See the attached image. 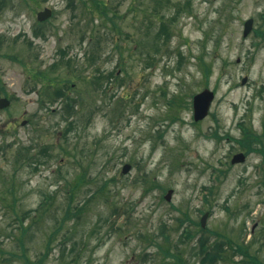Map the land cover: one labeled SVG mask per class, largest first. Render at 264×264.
Listing matches in <instances>:
<instances>
[{"label":"rangeland","instance_id":"1","mask_svg":"<svg viewBox=\"0 0 264 264\" xmlns=\"http://www.w3.org/2000/svg\"><path fill=\"white\" fill-rule=\"evenodd\" d=\"M84 1L89 2L9 0L0 13V35L7 39L2 53L9 54V58L0 57V78L11 100L8 108L0 110V193L9 195L14 181L18 208L23 210L39 208L43 193H58L42 230L28 240L31 257L44 250L51 226L63 215L66 184L87 170V179L92 181L80 186L77 202L84 203L107 181L110 193L94 198L78 224L70 221L65 227L63 232L72 236L67 261L79 254L76 264H175L172 257L156 256L160 249L144 237L167 247L162 224L170 227L172 252L180 253L187 264H202L200 238L213 243L216 233L238 243L245 239V245L253 242L251 252L264 259L262 156L250 153L244 163L231 164L233 156L242 152L237 139L242 137L243 124L258 133L264 131V38L255 31L264 30V0H191V11L184 10L170 21L173 37L169 44L174 52L169 56L164 49L153 66L151 37L160 18L153 17L156 26L149 30L141 12L146 1L153 13V0H103L114 11L110 17L94 19ZM46 7L53 11L44 25L46 37L36 38L37 13ZM163 13L169 19L177 14L174 6H163ZM250 18L254 27L244 38V23ZM113 21L120 29L114 28ZM28 40L37 59L29 58ZM137 41L145 42L144 46ZM61 49H66L76 66L71 95L77 98V92H82L81 106L87 111L77 106L80 111L70 118L63 117L62 101L47 100L41 82L35 83L30 71L32 67L49 71L50 65L61 61ZM177 49L186 58L182 66L177 65ZM93 52L94 64L89 63ZM201 54L212 66L209 79L200 66ZM64 66L59 71L62 77L68 74ZM99 74L103 88L90 84ZM205 87L216 98L208 118L196 124L192 98ZM173 95L185 99L182 106L170 107L168 99ZM71 120L75 128L64 135ZM23 121L27 123L22 125ZM33 141L36 150L48 145L54 156L38 165V170L35 164L15 159L19 145ZM127 164L131 169L123 174ZM210 188L213 192L208 195L205 190ZM169 190L173 192L167 200ZM115 205L117 214L113 213ZM206 212L210 213L203 229L207 231L201 232L197 223ZM187 217L194 222L179 228V220ZM15 225L13 212L0 206V249L4 251L0 264H21L8 262L9 253L17 250L10 235ZM185 227L196 236L183 242ZM74 242L76 253L71 255ZM58 255L56 249L46 264H60Z\"/></svg>","mask_w":264,"mask_h":264},{"label":"trees","instance_id":"2","mask_svg":"<svg viewBox=\"0 0 264 264\" xmlns=\"http://www.w3.org/2000/svg\"><path fill=\"white\" fill-rule=\"evenodd\" d=\"M9 0H0V13L3 11L4 7L8 4ZM47 1V0H43ZM154 4L156 6L153 7V13L149 10V5L146 1L144 2L145 7L141 8L142 12V18L146 22L147 26L149 27V30L155 29L156 26L155 21L153 20L154 16H159L160 23L158 30L153 33L152 39V66L155 65V61L157 59L158 54H162L164 52H167L169 56L172 55L174 52L171 49L170 41L173 37V32L170 27V21H175L179 14H181L184 10L191 11V0L185 1V3L181 2H174L173 0H153ZM40 2V1H39ZM85 6L89 12V15L93 17H102L107 16L110 17V12H113L114 9H110L108 5L106 4V1L103 0H89L84 1ZM169 8L171 6L175 7V13L174 16H170L169 19L167 17V12L162 14V9ZM139 11V10H138ZM114 28L120 29L119 25L114 22ZM45 23H39L37 27L33 29L34 36L37 37H46V32L44 29ZM121 32V31H120ZM151 33H148V35ZM259 36L264 38V30H261L259 33ZM4 42H7L6 37L3 35H0V57L7 56L8 53H2V50L6 45H4ZM16 43V40L13 41ZM138 45L144 46L145 42L137 41ZM28 47H30V55L29 58H38V55L33 52L32 47V41L28 40ZM33 52V54H32ZM179 58L177 60V65L182 66L186 60L184 57V54L182 51L177 49ZM32 55V57H31ZM67 51L66 49L60 50V56L61 61L54 62L50 67L47 69L49 71L40 70L37 67L30 68L31 73H33L34 82L35 80L42 84V94H45L48 101L52 103H56L59 101H62V113L63 117L70 118L73 115L78 114L77 106L81 107V110L83 109L85 112H87L81 105L82 102H84V97L82 92H77L76 95L77 98L73 97L71 95V91L73 89L72 86V78L76 74V66L73 64V60L69 59L67 57ZM12 58H15V60H19L24 64V66L27 65V63L23 60L18 59L17 56H11ZM9 58V57H8ZM200 66L203 69L205 78L209 79V77L212 74V66L211 64H207L205 61V57L201 54L199 57ZM97 56L93 52V55L89 58V63L92 62L93 64L96 62ZM66 65V69H68V74L66 77H62L59 74V71L63 69ZM115 76L114 73H111V77ZM81 76H78V79H80ZM102 75H96L94 79L90 81V84L94 87L98 88L104 87L100 81L102 80ZM86 78H84V81L86 82ZM36 83V82H35ZM89 84V83H88ZM89 84V85H90ZM106 84V83H105ZM90 85V86H91ZM106 86V85H105ZM4 95L8 97V93L5 91V86L2 83V79L0 78V97ZM79 99V100H77ZM46 100V102H47ZM183 97L179 95H173L170 99H168V103L170 104V107H178L182 106L184 103ZM45 103V101H43ZM81 112L82 116H85L86 113ZM92 115V112H91ZM178 118V117H176ZM176 118H173V120H176ZM242 126V125H241ZM243 134L240 139H237V142L239 145H241L242 150H245L247 154L250 153H258L262 156L263 159V165H264V131L262 133H258L256 130H254L253 127H247L245 124H243ZM75 128V122L73 120L69 121L68 126L64 129V135L66 133L72 132ZM214 135L217 138H221L217 132L214 133ZM67 137V136H65ZM37 143H31L30 145H22L20 144L17 149L16 154V161L21 162L24 160V164H29L33 166L35 164V170H38V165L47 164L50 162L51 159H53V155L50 153L48 145L42 146L41 149L36 150ZM23 167V165L21 166ZM15 168L18 169V167ZM264 170V167H263ZM0 176L2 175V171L0 169ZM2 178V177H0ZM87 175V170H85L83 173L78 175L76 180L73 183H70V185L66 184L68 187V196H67V203H65V208L63 211V215L61 218H58L56 220V223L51 226V230L47 235V240L45 243V248L43 251H41L35 258H32L30 255V242L33 240V238L36 237L37 232L42 230V223L45 222L46 217L50 214L51 204L57 197V192H47L43 193L42 195V201L40 203L39 208L37 209H28L23 210L18 208L19 204V192H18V186H16V183L12 181L10 183L11 188L9 189V195H4L0 193V200L2 201V205H0L2 208L9 209L13 212L16 219V225L11 230L10 235L12 236V240L15 243L16 251L10 252L9 255H11V258L8 260V262H13L14 260L21 262V264H46L48 259L50 258V255L53 254L56 249L59 251L58 260L60 261V264H76L77 260L79 258V254H76L74 258L71 260H66L67 257V244L72 240V236L70 234L64 233V229L67 226V224L70 221L79 222V219L81 218V215L84 214V212L87 209V206L89 203L96 198L97 196H103V197H109L108 192V182L103 183L102 186H100L96 191L93 192L91 197H89L84 203L77 202L76 197L80 191V186L87 182V180L92 181V179ZM147 180V179H146ZM145 180V182H146ZM5 181L7 182V179L5 178ZM114 181V179L112 180ZM7 184V183H6ZM4 184V185H6ZM264 184V181H263ZM156 187H160V185L154 184ZM147 188V192L148 189ZM213 192V189L210 191ZM131 207H133L131 205ZM119 210V207L117 205L114 206L113 213L117 214ZM133 210V208L131 209ZM125 213L129 214L130 211H125ZM54 217L56 215H53ZM107 221H111V217H107ZM179 228L184 226V224L187 221H192L187 217V219H180L179 220ZM78 224V223H76ZM200 226V223H197ZM170 230V227L167 224L161 225V236L164 237L165 242L168 244V246L160 245L159 243H155V239H150L149 236L144 235L146 238L145 240H149L157 245V247L160 249V253H154L156 256L164 255V258L166 257H172L174 259L175 264H187L186 259H184L180 253L172 252L171 250V240H170V234L168 231ZM201 232H206L203 229H200ZM63 232V233H62ZM60 234V235H59ZM196 236V233L190 230L188 227L183 232V237L180 241H187L190 239H193ZM217 239L211 243L207 242L204 237L200 238V253L202 254V264H218L222 261H231L232 264H264V259L258 256V252H251V246L253 242L249 245H245L244 242H234L230 237H225L222 233H216ZM219 238V239H218ZM224 238V239H222ZM84 243V241H83ZM211 243V244H210ZM76 245L77 242H74L73 247H71L69 253L71 255L76 253ZM0 253L4 255V251L0 249ZM236 256H241L240 260H235L234 258ZM162 257V256H161Z\"/></svg>","mask_w":264,"mask_h":264},{"label":"water","instance_id":"3","mask_svg":"<svg viewBox=\"0 0 264 264\" xmlns=\"http://www.w3.org/2000/svg\"><path fill=\"white\" fill-rule=\"evenodd\" d=\"M52 16V10L46 8L44 11H41L38 13V19L39 21H45L49 17ZM252 23L253 20H249L246 23V28L244 35L247 36L248 33L252 30ZM246 79H244V82ZM215 93L210 89H204L202 92L196 94L193 98V110H194V119L195 121H200L206 118L209 114L210 107L212 102L214 101ZM10 105V101L7 98L0 99V109H4ZM25 124V122L23 123ZM246 159L245 155L243 153H239L234 156L232 163H242ZM131 169V166L129 164L125 165L123 168V173L126 174ZM172 190H170L166 196L167 200H170L172 195ZM209 216V213H206L204 217L202 218V226H206V220Z\"/></svg>","mask_w":264,"mask_h":264},{"label":"flooded vegetation","instance_id":"4","mask_svg":"<svg viewBox=\"0 0 264 264\" xmlns=\"http://www.w3.org/2000/svg\"><path fill=\"white\" fill-rule=\"evenodd\" d=\"M236 1H239V2H241L242 0H236Z\"/></svg>","mask_w":264,"mask_h":264}]
</instances>
